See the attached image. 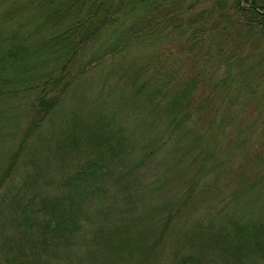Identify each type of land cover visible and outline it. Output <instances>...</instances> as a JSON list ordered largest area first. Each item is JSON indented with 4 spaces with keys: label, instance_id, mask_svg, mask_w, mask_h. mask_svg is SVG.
<instances>
[{
    "label": "trees",
    "instance_id": "16d2710c",
    "mask_svg": "<svg viewBox=\"0 0 264 264\" xmlns=\"http://www.w3.org/2000/svg\"><path fill=\"white\" fill-rule=\"evenodd\" d=\"M101 74L118 76L132 117L146 115L145 131L193 136L199 171L223 149L220 166L235 174L244 204L220 214L218 223L180 229L174 264H264V0H0V122L18 113H9L12 107L38 130L58 118L51 134L77 154L68 162L69 185L89 188L67 192L68 166L61 165L67 151H60L51 180L56 193L37 194L38 206L20 226L0 214V223L13 228L9 240L0 233L7 263L85 264L77 261L81 245L97 243L106 260L96 263L92 251L89 264H154L178 226L170 214L148 225L150 235H130L116 223L105 229L115 216L104 210L106 183L133 141L124 139L126 127L114 112L94 104L81 113L77 94ZM250 107L259 108L257 116Z\"/></svg>",
    "mask_w": 264,
    "mask_h": 264
},
{
    "label": "rangeland",
    "instance_id": "374dc122",
    "mask_svg": "<svg viewBox=\"0 0 264 264\" xmlns=\"http://www.w3.org/2000/svg\"><path fill=\"white\" fill-rule=\"evenodd\" d=\"M187 63L191 62L187 61ZM116 77L118 76L101 74L92 86L77 94L82 97L81 100L85 105L81 113H86L94 104L102 106L106 113L114 112L117 118L123 120L119 123L126 127L128 136L126 135L124 139L133 141L123 151L125 154L122 161L113 165V171L109 174L110 179L106 183L108 201L104 205V210L109 213L114 211L115 216L111 214L107 220L98 219V221L100 224L104 221L103 225L106 230L111 229L116 223L119 228H124L130 235L134 234L139 237L146 231H149L148 235L153 233L148 226L150 223L165 222L167 217L173 214L172 223L177 222L178 226H175L176 230L172 231L170 237L168 236L162 243L154 264H174L173 253L179 249L180 245L176 239L180 237L183 229L195 228L196 224L208 226L210 222L216 223L221 217L220 214H231L238 210L244 201L240 197L237 198L239 195L236 193L238 183L235 174L225 170V163L220 166L226 158L225 150H221V155L210 156L207 160L209 166L199 171L198 149L191 147L193 136L185 140L176 136L168 139L159 131H145L146 115L141 114L139 120L132 117L130 107L126 105L128 95L123 92L124 86L116 80ZM204 95L201 93V96ZM84 96H89V103L84 102ZM75 100L79 98L76 97ZM225 108H227L226 105L217 119H214V123L212 122L213 130L217 131ZM19 111L12 107L8 112L18 113L0 122L2 125V130H0V181H4L0 183V214L7 221V218L16 219L13 225L18 220L25 222L26 214L29 217L32 215L30 213L32 208H36L41 200L37 194L56 193L51 180L59 174L55 168L58 167L56 162H60L59 154L62 150L67 151L65 154L67 164H61L68 166L65 178L68 184L67 192H72L77 188L83 192L89 190L84 182L75 186V189L72 188L74 186L69 185L72 172L68 162L76 159L77 154L68 147L61 149L58 140L51 134L50 130L57 127L60 120L57 118L54 123L48 122L44 130L43 128L41 130L36 128V130L33 124H29V118ZM250 112L257 116L259 108L254 110L250 107ZM205 114L208 118L213 119L214 117L209 113ZM193 118H195L194 114ZM261 143L262 140L258 145L260 146ZM79 150L85 151L84 146ZM83 161V159L78 160V163L81 164ZM6 174L8 178L5 180L3 176ZM194 181L196 182L192 195L186 200L185 198L189 196L188 188ZM34 197H36L35 202ZM18 199L19 204L16 202ZM180 206H182L181 211L178 210ZM94 212L92 209L93 217ZM2 221L0 233L3 232L9 240L13 230H8V228L12 227L9 226L6 229L4 224L7 222ZM18 224L20 226V223H17L16 227ZM94 224V222H85L84 226L93 230L96 227ZM92 245H81L78 257L82 259L75 260L89 264L93 251L98 252L95 254L96 263L104 262L106 259L103 258L105 256L103 247L100 250L98 248L97 251L98 244ZM6 248L7 242L0 240V264H8L9 255L4 253ZM187 251L181 250L184 253Z\"/></svg>",
    "mask_w": 264,
    "mask_h": 264
}]
</instances>
